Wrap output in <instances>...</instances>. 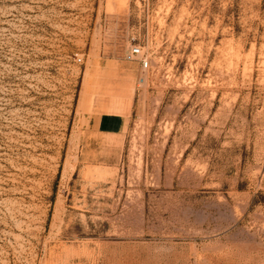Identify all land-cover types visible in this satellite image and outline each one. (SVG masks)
Instances as JSON below:
<instances>
[{
  "label": "rangeland",
  "instance_id": "374dc122",
  "mask_svg": "<svg viewBox=\"0 0 264 264\" xmlns=\"http://www.w3.org/2000/svg\"><path fill=\"white\" fill-rule=\"evenodd\" d=\"M0 264H264V0H0Z\"/></svg>",
  "mask_w": 264,
  "mask_h": 264
},
{
  "label": "built area",
  "instance_id": "2783aa9c",
  "mask_svg": "<svg viewBox=\"0 0 264 264\" xmlns=\"http://www.w3.org/2000/svg\"><path fill=\"white\" fill-rule=\"evenodd\" d=\"M125 58L130 61L139 60L144 69H148L150 67L149 57L144 50V46L140 42L131 43V46L126 52Z\"/></svg>",
  "mask_w": 264,
  "mask_h": 264
},
{
  "label": "bare ground",
  "instance_id": "6f19581e",
  "mask_svg": "<svg viewBox=\"0 0 264 264\" xmlns=\"http://www.w3.org/2000/svg\"><path fill=\"white\" fill-rule=\"evenodd\" d=\"M124 109V108H123Z\"/></svg>",
  "mask_w": 264,
  "mask_h": 264
}]
</instances>
